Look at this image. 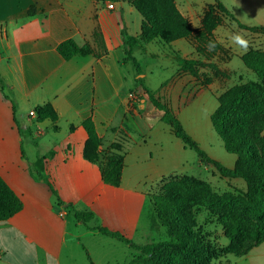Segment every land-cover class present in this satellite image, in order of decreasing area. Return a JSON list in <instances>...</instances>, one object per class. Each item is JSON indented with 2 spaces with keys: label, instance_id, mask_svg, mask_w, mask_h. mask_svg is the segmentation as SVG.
I'll return each instance as SVG.
<instances>
[{
  "label": "crops",
  "instance_id": "1",
  "mask_svg": "<svg viewBox=\"0 0 264 264\" xmlns=\"http://www.w3.org/2000/svg\"><path fill=\"white\" fill-rule=\"evenodd\" d=\"M216 1L175 0L194 29L200 27V15ZM218 1L241 24L264 27V0ZM108 3L0 0V76L17 101L15 110L0 85V175L24 203L20 213L0 223V264H15L4 259L3 252L6 240L18 238L25 242L32 264H63L68 245L83 248L93 260L91 264H113L102 245L95 247L97 241L89 246L81 241V237L97 239L101 234L90 228L84 235L75 234L71 227H79L81 223L71 220L70 213L55 204L49 185L34 176L31 167L41 161L40 171L51 177L66 204L91 211L101 221L100 226L132 237L138 231L149 190L167 177L202 164L199 158L194 159L193 151L185 147L172 127L161 120V113L145 88L167 104L186 129L180 115L184 108L195 100L204 101L208 93L218 101L224 92L220 91L221 86H234L244 72L248 73L242 61L247 50L236 51L237 46L227 38V32L264 41V35L243 30L236 21L223 16L228 17L229 26H219L214 33L225 48L236 52L235 58L245 68L235 67L233 59L219 65L227 77L204 85L201 80L183 73L175 59L176 52L186 59L199 58L188 40L166 44L157 39L134 50L133 56L142 70L139 74L132 61L125 62L122 33L126 31L129 36L138 37L142 20H137L140 31L132 33L134 22L129 14L133 13V6L114 2L115 10H109ZM32 7L33 15L29 13ZM69 39L81 47L90 46L93 54L66 61L57 47ZM140 95L144 98L139 99ZM48 103L59 115L58 132L54 131L51 121L37 123L36 115L30 116L36 107ZM133 104H139V109ZM149 105L153 110H149ZM90 117L102 138V158L111 154L112 144L121 145L118 153L124 157L125 168L119 187L105 184L100 166L84 158L88 135L82 122ZM19 126L24 133L21 134ZM48 128L54 136L41 144L39 139L49 137ZM187 132L199 142L190 130ZM25 135L30 137L28 144H25ZM210 157L228 168H233L237 161V156L223 153L220 157ZM263 245L229 264H264L263 250L251 260L246 258Z\"/></svg>",
  "mask_w": 264,
  "mask_h": 264
},
{
  "label": "trees",
  "instance_id": "2",
  "mask_svg": "<svg viewBox=\"0 0 264 264\" xmlns=\"http://www.w3.org/2000/svg\"><path fill=\"white\" fill-rule=\"evenodd\" d=\"M131 5L142 16L141 34L138 37L129 36L123 31L124 52L126 55L125 62L132 61L137 72L141 74V66L134 58L133 53L136 48H143L155 40H160L166 44H171L181 39H195L197 53L206 56V49L209 42H212L213 32L222 24L223 16L230 17L236 21L243 30L251 32L264 33V27H248L236 20L233 14L220 2L216 1L205 10L203 16L202 28L196 30L192 27L188 18L179 10L175 0H130ZM159 9L160 12L158 13ZM34 14L32 7L29 12ZM199 42H198V40ZM213 53H226V48L220 43H215ZM57 52L63 59L69 61L76 56H90L93 51L90 46H79L74 40L69 39L60 43ZM178 61L181 71L187 73L208 85L209 78H205L201 73L202 60L186 59L178 52L174 54ZM245 66L253 71L257 80L248 83H238L232 89L219 97V106L211 116V122L214 130L224 143L225 150L237 156V161L233 168H228L221 162L211 158L199 145V143L186 131L179 118L173 110L167 105L160 102L155 93L145 88V93L150 101L161 113V120L170 125L175 135L183 141L185 147L194 151L201 163L204 165H213L222 176L229 178H242L247 184V193L244 198L243 208L249 211L255 221L251 225V236L254 241L253 247L249 252L262 243H264V109L258 116L251 118L250 114H244L235 110L237 103H245L248 95H255V98L264 102V51H255L250 49L242 56ZM215 68V67H214ZM218 77H226L227 73L216 69ZM143 85V80H138ZM0 85L7 98L10 87L7 86L0 76ZM139 96V95H138ZM139 99L144 97L140 95ZM16 110V101L11 100ZM135 109H139V104H133ZM141 112V111H140ZM36 122L51 121L53 129L58 132L59 115L51 104H45L35 108ZM82 126L88 135L84 149V158L100 166L102 179L105 184L119 187L122 183L123 171L125 168L124 157L118 152L121 150L119 143L111 146V154L104 155L102 158L101 146L102 138L100 137L94 120L90 117L82 122ZM21 134L24 133L19 126ZM74 128L71 127V130ZM23 156L24 150H23ZM42 162L36 163L31 167V172L37 178L45 180L49 185L55 204L62 207L69 213L74 214L79 223L89 224L96 220V215L91 211H82L77 209L74 204H66L60 197L54 182L50 176L43 174L41 169ZM185 192L195 200L197 197L198 180L191 176H184L182 179ZM204 204L207 206L226 207L227 203L217 195H209L205 198ZM154 205L158 208V219L168 229L173 241L172 244H151L146 246H135L138 251L151 255L153 264H159L158 256L163 252L166 245H173L180 248L190 258L194 264H206L212 255V249L202 237L195 231L192 223V215L186 210V207L171 199L168 194L154 197ZM24 208L23 200L16 194L11 186L0 175V223L5 222ZM240 220L239 216H230L225 225L235 224ZM93 230L98 231L101 235L131 243V240L119 231L111 230L105 226H97ZM248 252V253H249ZM247 253V254H248Z\"/></svg>",
  "mask_w": 264,
  "mask_h": 264
},
{
  "label": "rangeland",
  "instance_id": "3",
  "mask_svg": "<svg viewBox=\"0 0 264 264\" xmlns=\"http://www.w3.org/2000/svg\"><path fill=\"white\" fill-rule=\"evenodd\" d=\"M99 1H102L104 4L108 2H123L129 3L131 5L130 0ZM181 1L189 2L191 0ZM132 10L133 13L129 14L131 21L134 22V24H132L133 27L131 31L132 33H136L140 31L139 22H137V20L143 21V18L134 7ZM160 10L162 9H156L158 13ZM204 14L205 11L200 15L202 16L200 20V27L196 30L202 28ZM226 20H229L228 17L225 19L223 17L222 24L220 26H229V23ZM137 25L138 27H136ZM134 27H136V29ZM214 32L212 42H218L224 46V42L221 43ZM252 33L264 35V33L261 32ZM232 34H234L232 31H228L227 38H230ZM244 38L248 41V47L245 54L250 49L255 51H264L263 40H254L248 36H245ZM188 41L196 50L197 46L195 39H188ZM234 46L236 47L237 45L234 44ZM226 49V53H213L208 47L206 49V56L203 57L198 54L199 58L196 60H202L203 62L201 73L204 74L205 78L210 79L208 85H210L214 80L221 78V76L218 77L216 75V69L219 67V65L222 66L234 59L233 63L235 67L245 68L242 61L235 58L237 56L236 52H234L233 49ZM241 49L242 48L239 46L235 48L236 51H240ZM245 70H247L248 73L244 72L245 74L241 75V80L238 81L239 83H248L250 81L257 80V76L253 71L248 69ZM234 81L235 80H233V82ZM232 88L233 86H221L219 89L221 92L224 90V92L220 96ZM8 96L10 97V100L16 101L10 92L8 93ZM255 97V95H248L245 103L236 104L235 110H239L244 114H250L251 118L258 116V114L262 112L261 110L264 109V102ZM217 107L218 101L216 100L215 96L212 93H208L204 101L199 102L198 100H195L190 106L184 108L180 115L185 123L186 130H190L195 135V137H197L199 140V145L204 148L203 150L206 153L215 157H220V153H223L227 156L236 158L235 155H231L225 150L221 138L218 136L211 123V114L216 110ZM149 110H153V107H150V105ZM149 110L145 112V115ZM47 132H49V137L47 136L48 138L44 137L39 139L41 144L46 143L47 139L54 136V133L50 128L47 129ZM262 135L264 136V131L262 132ZM25 138V144H28L30 137L25 135ZM40 152L44 154L46 153L45 151ZM192 154L194 159H198V156L194 151ZM185 171L182 172V174L165 178L163 181L155 184L154 187L149 190L137 233L132 237H128L123 234L131 240V243H124L104 235H98L97 239L90 238L93 236L81 237V241L86 243V246H89L93 241H97L95 242V247L100 248L102 245V247L105 249L104 251H106L107 255L109 256L108 258L112 259L113 264H153L151 262V255L145 254L142 251H138L134 247L160 243L172 244L175 242L170 236L168 229L161 221H156V223L154 222L158 219V208L154 205V197L168 194L171 199L174 200V202L177 201L186 207L189 215H192L191 219L193 225L195 226V231L200 235V237L204 239L207 244H209V247L212 249V255L209 257V260L206 262V264H229L239 261L241 257L247 255L249 250L254 245V241L251 236V225L254 223L255 219L249 211H246L243 208L244 198L247 193L246 182L242 178H229L222 176L213 165L199 164L198 166L195 165L193 170ZM184 176H191L198 180L199 185L197 187V197H195V200L191 198V196H188L185 192V186L182 182ZM209 195L219 196L221 199L226 201L227 206L220 207L218 205L217 207H212L205 205V198ZM230 216H239L240 220L235 224L225 225V221ZM70 219H76L74 214L70 213ZM100 225L101 221L98 219L91 221L89 224L81 223L79 227L73 226L71 227L72 229H70L75 234L84 235V233L87 232L89 228L91 231L97 232L93 230V228ZM115 246H118L119 248H116ZM74 247L69 245L67 246V254L63 259V264H91L93 262L91 257H89L83 248L80 249L78 246L75 248ZM261 250L264 251V245L250 253L249 256L246 257L247 260H251L255 255H258ZM72 251L75 252L71 253ZM162 251L163 252L158 256L159 264H194L183 252V250L178 247L166 245L163 247ZM3 253L4 259L10 260L15 264H22L23 262L32 264L33 259L27 253V247L23 239L18 238L6 240ZM241 260L246 259L243 258Z\"/></svg>",
  "mask_w": 264,
  "mask_h": 264
},
{
  "label": "clouds",
  "instance_id": "4",
  "mask_svg": "<svg viewBox=\"0 0 264 264\" xmlns=\"http://www.w3.org/2000/svg\"><path fill=\"white\" fill-rule=\"evenodd\" d=\"M230 39L233 43H235L237 46H239L243 50H245V51L247 50L248 41L240 33L232 34L230 36ZM208 47H209V50H213L215 48V44L213 42H209Z\"/></svg>",
  "mask_w": 264,
  "mask_h": 264
},
{
  "label": "built area",
  "instance_id": "5",
  "mask_svg": "<svg viewBox=\"0 0 264 264\" xmlns=\"http://www.w3.org/2000/svg\"><path fill=\"white\" fill-rule=\"evenodd\" d=\"M107 8H108L109 10H114V9L116 8V6H115V4H114L113 2H109V3L107 4ZM31 115H34V112H32Z\"/></svg>",
  "mask_w": 264,
  "mask_h": 264
}]
</instances>
